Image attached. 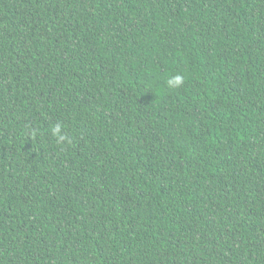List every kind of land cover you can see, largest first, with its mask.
<instances>
[{
	"label": "trees",
	"instance_id": "trees-1",
	"mask_svg": "<svg viewBox=\"0 0 264 264\" xmlns=\"http://www.w3.org/2000/svg\"><path fill=\"white\" fill-rule=\"evenodd\" d=\"M0 264H264V0H0Z\"/></svg>",
	"mask_w": 264,
	"mask_h": 264
},
{
	"label": "clouds",
	"instance_id": "clouds-1",
	"mask_svg": "<svg viewBox=\"0 0 264 264\" xmlns=\"http://www.w3.org/2000/svg\"><path fill=\"white\" fill-rule=\"evenodd\" d=\"M180 82H181V77L176 76L173 80H169V85H171L173 83L179 84ZM52 131H53L54 135H59V133H60L59 125H57ZM60 139H63V137L61 136Z\"/></svg>",
	"mask_w": 264,
	"mask_h": 264
}]
</instances>
